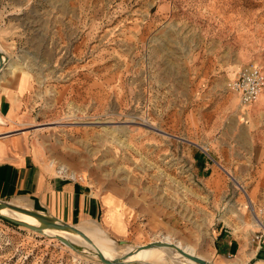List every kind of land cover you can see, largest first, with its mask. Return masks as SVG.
Instances as JSON below:
<instances>
[{"label": "rangeland", "instance_id": "1", "mask_svg": "<svg viewBox=\"0 0 264 264\" xmlns=\"http://www.w3.org/2000/svg\"><path fill=\"white\" fill-rule=\"evenodd\" d=\"M0 49L35 78L34 117L19 130L41 142L50 173L96 199L95 215L69 225L93 222L117 245L140 248L168 236L213 264L218 233L231 228L246 248L240 264L253 263V220L243 198L234 202V182L221 199L205 187L195 154L211 164L209 149L165 121L180 109L178 82L191 66L221 65L227 89L244 66L264 70V0H0ZM53 237L0 217V264H103L96 250L140 264L114 245L68 240L77 252Z\"/></svg>", "mask_w": 264, "mask_h": 264}, {"label": "crops", "instance_id": "2", "mask_svg": "<svg viewBox=\"0 0 264 264\" xmlns=\"http://www.w3.org/2000/svg\"><path fill=\"white\" fill-rule=\"evenodd\" d=\"M9 59L0 74V118L4 120L0 124V201L18 198L9 202L32 209L29 200L34 210L67 224L75 217H92L97 210L95 197L87 195L80 183L50 173L42 163L41 142L32 133L19 130L20 122L34 117L36 106L30 94L35 78L28 71L15 72L19 63L16 66ZM207 61L203 60V68L191 66V73L180 76V109L166 118V128L175 137L209 149L214 162H204L202 154L196 152L195 165L201 182L219 199L226 193L230 172L237 183L248 187L251 202L264 207V91L256 102L241 106L238 95L226 88L229 74L218 69L221 65L211 69ZM234 202L242 204L241 195ZM99 205L103 207L101 200ZM126 214L123 219L127 224ZM85 220L89 219L80 221ZM234 234L231 228L227 231L221 227L212 253L219 264L243 261L246 248ZM250 260H254L252 264H264V249L258 246Z\"/></svg>", "mask_w": 264, "mask_h": 264}, {"label": "water", "instance_id": "3", "mask_svg": "<svg viewBox=\"0 0 264 264\" xmlns=\"http://www.w3.org/2000/svg\"><path fill=\"white\" fill-rule=\"evenodd\" d=\"M9 57L8 55H6L3 51H0V74L3 68H5L8 63H9ZM9 210L12 212H16V213H20V214H26L28 216H31L32 218H34L38 225L34 226L31 224H28L26 222H21L18 221L16 219H13L7 215H2V211L3 210ZM0 217L3 219H6L16 225H19L21 227H26L36 233H43L44 230H53V231H60V232H69L72 234H77L79 235V237H81V239L88 243L89 245L93 246V242H91L79 229H77L76 227L67 224L66 222H63L61 220H59L58 218L56 219L55 217L49 215L48 213H44L42 211H37L34 209H27V208H20L18 206L12 205L9 201H0ZM54 239H56L57 241H60L61 243L65 244L66 246H68L69 248H71L74 251L77 252H82V248L78 245H74L73 243L69 242L66 238L58 235L56 237H53ZM118 245L123 246L126 245L125 242L120 241L118 242ZM153 247H166V248H170L173 249L176 253L180 254L182 257H185L187 260L193 262L194 264H213L211 262H209L208 260L201 258L200 256H194L191 255L187 252H185L183 249H181L180 247L178 248L175 244H171V243H167V242H152V243H148L145 244L143 246L142 249H149V248H153ZM96 256L98 259L101 260V262L103 264H132L129 263L124 260V259H106L101 252H99L98 250H96Z\"/></svg>", "mask_w": 264, "mask_h": 264}, {"label": "bare ground", "instance_id": "4", "mask_svg": "<svg viewBox=\"0 0 264 264\" xmlns=\"http://www.w3.org/2000/svg\"><path fill=\"white\" fill-rule=\"evenodd\" d=\"M0 51H3V50L0 49ZM10 66L11 65L9 64V67ZM9 67H7V68H9ZM13 68L15 69L14 66H11V69H13ZM61 170L64 171L65 168L62 167ZM5 213L8 214L9 216H11L13 219H16L18 221H21V222L24 221V222L31 224V225H34V226L38 225V223L29 219L28 217L24 216L23 214L21 215L19 213L12 212V211H9L7 209L3 210L1 214H5ZM92 225L94 227L93 230L88 229V228L87 229L83 228L79 225H75L74 227L79 229L91 242H93V244L114 245L118 248V250L121 253H123L124 255L133 259L137 263H140V264H164V263H172V264L191 263V264H194L193 262L187 260L185 257H182L180 254L176 253L173 249H171L169 251L163 250L158 255H155V253L152 252L153 251L152 249H155V247H153L151 249L150 248L149 249H142L138 246L128 244V243L126 245H123V246H118L112 238L108 237L105 233H103V231L99 227H97V225H95L93 222H92ZM43 233L54 236V237L60 235V236L66 238L67 240L72 241V242L77 241V242L86 243L81 239V237H79V235L72 234L69 232H60V231L56 232L53 230H44ZM164 240H166L167 242H173V240H171V238L168 236H165ZM174 243L178 248L180 247L185 252H187L191 255H194V256L197 255L194 253V249L190 245L183 243L181 241H179V242L174 241Z\"/></svg>", "mask_w": 264, "mask_h": 264}, {"label": "built area", "instance_id": "5", "mask_svg": "<svg viewBox=\"0 0 264 264\" xmlns=\"http://www.w3.org/2000/svg\"><path fill=\"white\" fill-rule=\"evenodd\" d=\"M228 87L238 95L242 106L254 103L264 90V72L254 65L244 66L237 77L228 82ZM228 177L234 182L236 189L241 194L251 215V220H253L254 230L250 231V243L255 248L259 246L264 249V207H256L249 198L247 188L232 179L230 174Z\"/></svg>", "mask_w": 264, "mask_h": 264}]
</instances>
